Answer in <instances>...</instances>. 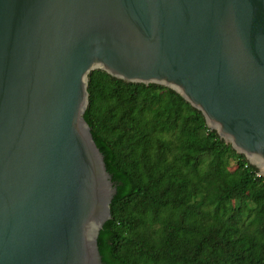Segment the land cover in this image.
<instances>
[{"label":"water","instance_id":"95a60500","mask_svg":"<svg viewBox=\"0 0 264 264\" xmlns=\"http://www.w3.org/2000/svg\"><path fill=\"white\" fill-rule=\"evenodd\" d=\"M94 70L174 90L264 178V0H0V264H102Z\"/></svg>","mask_w":264,"mask_h":264},{"label":"trees","instance_id":"16d2710c","mask_svg":"<svg viewBox=\"0 0 264 264\" xmlns=\"http://www.w3.org/2000/svg\"><path fill=\"white\" fill-rule=\"evenodd\" d=\"M87 93L83 118L116 187L102 264H264V178L198 110L101 70Z\"/></svg>","mask_w":264,"mask_h":264},{"label":"rangeland","instance_id":"374dc122","mask_svg":"<svg viewBox=\"0 0 264 264\" xmlns=\"http://www.w3.org/2000/svg\"><path fill=\"white\" fill-rule=\"evenodd\" d=\"M233 166V165H232Z\"/></svg>","mask_w":264,"mask_h":264}]
</instances>
